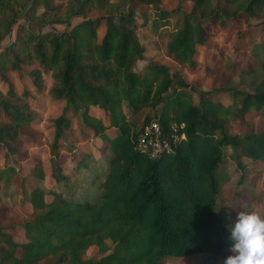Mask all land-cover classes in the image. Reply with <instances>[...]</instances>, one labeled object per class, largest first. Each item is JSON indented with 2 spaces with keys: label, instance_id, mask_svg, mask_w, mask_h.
Returning a JSON list of instances; mask_svg holds the SVG:
<instances>
[{
  "label": "trees",
  "instance_id": "obj_1",
  "mask_svg": "<svg viewBox=\"0 0 264 264\" xmlns=\"http://www.w3.org/2000/svg\"><path fill=\"white\" fill-rule=\"evenodd\" d=\"M176 1L165 9L158 0H0V42L16 25L11 41L0 44V81L6 85L0 91V145L6 157L15 155V144L34 118L28 92L17 93L7 73L35 63L29 74L36 91L42 88V73H49L48 92L63 103L51 120V156H58L70 116L77 114L84 129L98 138L107 166L105 175L96 178L91 202L78 200L83 193L68 190L79 198H66L31 189L26 199L30 212L21 223L25 242L13 241L0 218V264H163L167 256H220L231 245L226 221L215 212L220 186L228 180L222 164L233 162L240 171L236 184H241L245 159L264 162V130L228 132L230 123L244 126L254 117L264 122V39L251 46L255 64L240 73L238 82L245 89H225L230 95L226 102L214 90H198L194 103V86L179 69L148 60L133 70L143 58V45L132 5L151 7L154 32L176 18L165 48L183 67L194 65L209 23L224 28L239 15L264 16V0H187L188 11L181 7L185 0ZM91 11L99 13L90 17ZM54 24L64 29L41 31ZM89 108L99 109L105 120ZM144 108L154 113L137 124L132 117ZM150 120L164 131L182 123L184 133L170 152L152 159L133 148L140 126ZM55 169L52 182L63 183L66 176ZM31 172L43 178L40 163ZM15 175L13 163H5L0 185H10ZM90 246L100 256L83 259Z\"/></svg>",
  "mask_w": 264,
  "mask_h": 264
},
{
  "label": "rangeland",
  "instance_id": "obj_2",
  "mask_svg": "<svg viewBox=\"0 0 264 264\" xmlns=\"http://www.w3.org/2000/svg\"><path fill=\"white\" fill-rule=\"evenodd\" d=\"M158 3L165 9H171L177 5L176 0H158ZM181 7L184 11H188L191 3L187 0L182 1ZM132 8L136 14L135 32L143 45V58L134 62V71H139L148 60L164 64L171 70L179 69L180 75L187 84L194 86V90L190 92L194 103L198 100V90H214L216 97L226 102L230 95L225 89H245L239 84L238 79L242 70L249 69L255 64L254 58L250 55V49L254 42L264 39V16L246 18L244 15H239L233 20H228L224 28L215 22L209 23L206 26L208 38L201 47L197 48L194 65L179 67L166 54L165 48L167 33L172 29L176 18H171L168 26L158 28L154 32L151 28V7L135 3ZM98 13V11H91L88 15L93 17ZM75 21L76 19H73L71 23ZM21 22L22 20L18 21V23ZM15 28L16 25L13 26L11 33L1 40L2 46L14 37ZM50 29L60 31L64 29V25L46 26L41 31ZM102 32L103 26L98 29L99 38ZM34 68L36 64L31 63L21 66L17 73L14 71L7 73L17 93L23 90L28 92V103L34 118L23 130L20 144H15L19 147L15 155H9L7 158L4 147L0 145V167L5 163H13L16 171L10 185L6 187L0 185L1 224L18 244L25 242L21 223L30 212V205L26 199L31 189L39 187L45 192L53 190L68 198H79L77 196L83 193L78 200L91 202L95 197L88 198V196L94 188L96 178L103 177L107 172L105 159L99 154L98 138L84 129L77 114L70 116V128L60 141L62 148L58 156L56 158L51 156L49 151L53 138L51 120L60 113L63 103L52 99L48 92L51 83L49 73H42V88L36 91L29 74ZM5 89L6 85L0 81V91L4 92ZM89 111L95 117L105 120V116L99 109L89 108ZM153 113V109L144 108L132 119L140 124L144 116H151ZM248 130L262 131L264 122L254 117L244 126L230 123L228 128L230 133H244ZM107 133L112 134V130H108ZM225 152L229 153V149H225ZM244 161L247 162V167L241 184H236L240 171L235 168L233 162L225 159L222 164L228 180L220 186L216 210L222 206L218 213L226 221L229 235L236 222L237 212L255 210L264 215V162H249L246 159ZM36 163L41 165L42 179L35 178L31 172ZM55 165L58 166L59 172L66 176L63 183L55 184L50 178V174L56 170ZM68 190L73 194L76 193L77 196L70 197ZM226 204L235 208L230 209ZM226 213L230 215L226 216ZM229 248L230 246L225 248L220 256L209 253H195L182 257L167 256L163 264H223V260L231 254ZM99 256L96 247L90 246L82 258Z\"/></svg>",
  "mask_w": 264,
  "mask_h": 264
},
{
  "label": "clouds",
  "instance_id": "obj_3",
  "mask_svg": "<svg viewBox=\"0 0 264 264\" xmlns=\"http://www.w3.org/2000/svg\"><path fill=\"white\" fill-rule=\"evenodd\" d=\"M226 206L235 208L228 204ZM220 208L215 212H219ZM230 240L231 254L223 260V264H264V215L255 210L237 212Z\"/></svg>",
  "mask_w": 264,
  "mask_h": 264
},
{
  "label": "built area",
  "instance_id": "obj_4",
  "mask_svg": "<svg viewBox=\"0 0 264 264\" xmlns=\"http://www.w3.org/2000/svg\"><path fill=\"white\" fill-rule=\"evenodd\" d=\"M184 139L183 124L172 123L164 131L155 120L143 123L134 139V150L155 158L172 150L174 143Z\"/></svg>",
  "mask_w": 264,
  "mask_h": 264
},
{
  "label": "crops",
  "instance_id": "obj_5",
  "mask_svg": "<svg viewBox=\"0 0 264 264\" xmlns=\"http://www.w3.org/2000/svg\"><path fill=\"white\" fill-rule=\"evenodd\" d=\"M87 154H88V152H87ZM76 167V166H75Z\"/></svg>",
  "mask_w": 264,
  "mask_h": 264
}]
</instances>
